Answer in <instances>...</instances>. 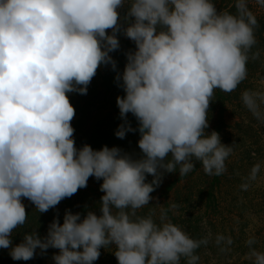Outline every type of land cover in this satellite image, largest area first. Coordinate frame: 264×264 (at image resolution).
Returning a JSON list of instances; mask_svg holds the SVG:
<instances>
[{
    "label": "clouds",
    "instance_id": "obj_1",
    "mask_svg": "<svg viewBox=\"0 0 264 264\" xmlns=\"http://www.w3.org/2000/svg\"><path fill=\"white\" fill-rule=\"evenodd\" d=\"M255 2L264 7V0ZM249 4L233 0L229 11L215 0H0V249H10L15 261L53 248L55 264H94L102 248L114 245L118 264H199L197 250L212 234L196 239L174 224L169 212L179 205L161 206L158 219L138 211L177 168L180 177L196 162L209 176L227 171L234 145L206 131L208 112L215 90L235 91L248 77L249 61L261 56ZM121 33L136 47L116 76L125 95L117 97L124 122L115 135L139 132L138 159L118 147L77 148L71 123L69 94L86 95L101 65L116 70L110 54L120 48ZM240 101L264 123V88L245 89ZM261 167H251L242 190ZM90 177L103 180L99 215L66 211L46 236L26 233L13 246L14 230L27 222L24 199L45 213L86 188ZM214 242L222 253L233 245L223 234ZM256 243L248 238L245 258L264 264Z\"/></svg>",
    "mask_w": 264,
    "mask_h": 264
},
{
    "label": "trees",
    "instance_id": "obj_2",
    "mask_svg": "<svg viewBox=\"0 0 264 264\" xmlns=\"http://www.w3.org/2000/svg\"><path fill=\"white\" fill-rule=\"evenodd\" d=\"M215 3L221 10L234 11L232 7L233 0H215ZM127 7L125 5L120 10L122 21L127 12ZM249 7L257 16L259 24V28L256 30L258 41L256 48L260 50L261 56L258 60L249 61L247 65L248 77L235 91L225 93L219 89L215 90L210 104L211 113L208 114L210 126L206 131L211 133L214 130L219 133L223 144L234 145V152L226 161L227 171L222 176H209L204 173L202 165L196 162L194 171L180 177L177 168L175 173H167L168 176H171L172 181L166 185L161 182L160 186L151 193L153 200L150 205L138 211V215L154 213V218L158 219L161 206L167 209L173 203L179 205L175 214L169 212L174 224L179 225L191 237L196 239L206 236L209 232L212 234L210 243L197 250L200 257L199 264H249V261L245 258L248 252L246 241L249 237H255L257 240L255 247L264 251V222L259 221V219L256 221L257 224L262 226L258 231L248 230L254 226V222L250 219L245 222L243 227L238 229L235 227L233 219L226 218L221 199V190L225 187L224 182L229 179L231 184L232 182L242 184L251 167L255 163L262 164L264 162V123L257 121L240 101L242 91L254 89L255 84L252 80L259 82L258 89L264 88L260 83L264 82V7L256 4L255 0H250ZM122 34H119L120 48L111 53L113 60L116 61V70H113L110 64L102 70L98 68L97 74L88 86L86 95L69 94L70 103L75 108V116L71 123L75 129L76 144L78 140L87 142L90 139L98 138V141L102 139L103 144L104 141H107L105 146L111 147V135L108 136L109 131L112 130L111 126L119 121L124 122L120 118L117 97L124 96L125 93L120 86L122 81L118 82L116 76L118 73H123L127 63V53L135 51L136 46L133 41L124 35L122 37ZM213 111H216L215 116L212 113ZM229 116L235 123L228 121ZM102 120L107 122H101ZM133 120H135V117L129 113L128 121L132 124ZM139 139L140 137H135L136 144L133 145L137 146V153L141 157L142 152L138 147ZM124 145L125 142H120L118 148L122 149ZM112 147L116 146L113 145ZM90 178L89 180H92ZM185 181L187 185H183ZM84 190L87 194L80 196L78 190L71 198H65L54 207V217H52L51 223L54 219L59 218L60 223L63 224L64 215L69 210L73 214H81L82 217L86 216L88 211H94L99 215L100 212L97 211H100L101 197L104 193L99 190L97 198L100 202L98 201V203L89 199V192H94V186H87ZM23 203L26 206L28 215L27 222L14 230L12 236L13 246L21 243L26 233L30 234L37 231L41 237L46 236L48 226L51 224L48 221L50 217L37 211L34 204L24 201ZM261 208L260 212H264V198ZM217 234L232 237L233 245L228 252L222 253L216 246L214 241ZM102 250L103 248L100 250L101 256L99 257L101 260L103 259ZM114 251L109 249L107 256L110 261L104 259L103 264H118ZM9 252L10 249H0V264H21L19 261L13 260ZM38 253L42 254L37 249L34 258H38ZM48 253L49 258L46 259L44 264H55L53 256L59 254V250L49 248Z\"/></svg>",
    "mask_w": 264,
    "mask_h": 264
},
{
    "label": "rangeland",
    "instance_id": "obj_3",
    "mask_svg": "<svg viewBox=\"0 0 264 264\" xmlns=\"http://www.w3.org/2000/svg\"><path fill=\"white\" fill-rule=\"evenodd\" d=\"M108 33L111 34V30H108ZM123 37V34L121 35ZM111 55V54H110ZM112 56V55H111ZM106 65H101L99 68L102 70ZM254 82V89H258V86L260 85L259 82L256 80H252ZM252 82V83H253ZM257 82V83H256ZM264 86V82H260ZM211 108V107H210ZM209 108V112L211 113V109ZM208 112V114H209ZM216 112V111H215ZM215 112L213 111V115L215 116ZM229 115V114H228ZM104 118V117H101ZM115 118V117H114ZM114 120V119H113ZM102 120L101 122H103ZM228 121H231V123H235V121L229 116ZM77 122V121H76ZM107 122V121H104ZM123 122H118V123H113L111 126V131H109V135H111V147L115 145L116 147H120V142H125L124 147L122 148L123 152L130 154L133 156V158H140V156L137 153V146L133 145L135 143V137L139 138L140 134L138 131L136 132H129L124 139H119L115 135L117 129ZM73 126V125H72ZM131 126L135 129H138L139 125L138 122L135 118V120L132 121ZM116 129V130H115ZM75 137V136H74ZM78 137V135H77ZM97 137V136H93ZM75 139V138H74ZM107 141H104V144L102 142V139L98 141V138L90 139L87 142H81L78 140V143L76 144L77 148H82L84 145H89L93 148V150H102V148L106 145ZM264 163V162H263ZM261 164V172L258 175V178L256 181L252 182L251 187L247 190L244 191L241 189V184L235 183V182H229V179L224 182L223 184L225 185L224 188L221 190V199L223 203V207L225 209V215L226 218L228 219H233L235 222V227L239 229V227H243L245 222H248V220H252L254 222V226L251 227V229L248 230H260L262 226L260 224H257L256 221L259 219V221L264 222V212H260L262 210L261 205L263 203V198H264V164ZM92 180H89L87 183V186H94L95 190L94 192H89L90 198L92 201L98 202V196H99V190L100 186L103 183V180H100L99 182L96 180V178H90ZM148 181H151L153 177L148 176ZM172 181L171 176H168V174H165L162 183L165 185L170 183ZM101 183V184H100ZM183 185H187V182H183ZM87 194L86 190L84 188L79 189L78 195H84ZM24 202H27L29 204H33L31 201L24 199ZM100 202V201H99ZM98 202V203H99ZM54 209H50L48 212H45L44 216L50 217L48 221L51 223L52 217H54ZM97 211V210H96ZM100 212V211H97ZM260 213V214H259ZM47 214V215H46ZM239 225V226H238ZM259 227V228H258ZM110 251H114L115 246L112 245L109 247ZM109 249H104L102 250V256L103 259H98L94 264H101L104 259H107L108 261L109 258L107 256V253ZM112 249V250H111ZM37 253V252H36ZM49 258V253L48 250L46 253L39 254L38 253V258H33L28 261H23L20 260L19 262L21 264H44L46 262V259ZM103 264V263H102Z\"/></svg>",
    "mask_w": 264,
    "mask_h": 264
}]
</instances>
